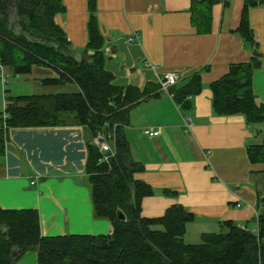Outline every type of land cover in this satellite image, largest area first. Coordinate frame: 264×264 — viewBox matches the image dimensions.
<instances>
[{
    "label": "crops",
    "instance_id": "obj_1",
    "mask_svg": "<svg viewBox=\"0 0 264 264\" xmlns=\"http://www.w3.org/2000/svg\"><path fill=\"white\" fill-rule=\"evenodd\" d=\"M193 1L63 0L66 11L56 15V21L79 55L88 43L93 16L113 84L148 91V97L130 108L124 127L130 156L145 168L136 177L154 191L143 199L142 215L160 217L179 204L194 215L185 236L197 238L200 233L201 240L203 233L218 232L221 222L228 220L258 229L264 163H252L248 147L262 141L264 123L249 124L242 114H216L212 102L211 83L231 64L252 56L238 31L247 0H219L207 33L193 23ZM249 21L262 56L253 86L264 104V4L250 7ZM3 67L9 77V69ZM167 71L178 74L169 91L161 86ZM196 72L202 91L184 109L175 92ZM42 78L35 77L39 85ZM7 91L2 85L0 112L5 110ZM185 116L192 121L186 132ZM148 127L158 135L146 134ZM87 140L80 125L10 128L0 156V206L36 209L43 236L111 234L112 223L94 215L85 171ZM18 253L15 250V256ZM15 264H38L37 252L29 250Z\"/></svg>",
    "mask_w": 264,
    "mask_h": 264
},
{
    "label": "trees",
    "instance_id": "obj_2",
    "mask_svg": "<svg viewBox=\"0 0 264 264\" xmlns=\"http://www.w3.org/2000/svg\"><path fill=\"white\" fill-rule=\"evenodd\" d=\"M218 1H193L192 20L200 32L211 30L212 9ZM259 4L264 0L246 1L238 27L252 56L247 62L231 64L210 85L214 112L242 114L249 124L264 123V104L253 86L262 56L249 21L250 7ZM65 11L63 0H0V64L11 67L15 75L30 74L38 66L51 69L56 77L42 78V86L66 82L76 87L73 92L6 96L5 110L0 113V156L10 128L83 126L88 135L85 171L94 215L108 219L113 232L43 236L36 209L0 206V264H15L29 250L37 252L38 264H264V193L258 198L257 230L223 221L218 232L203 233L199 243L185 242L187 224L194 215L179 204L160 217L142 215V201L154 191L136 177L145 168L130 156L124 127L130 108L148 97V91L113 84V75L105 70L103 36L93 16L84 51L79 55L72 51L66 32L56 21V15ZM201 91V75L196 72L174 92L188 109L190 99ZM106 124V129L117 124L115 155L109 164H99L92 139ZM248 156L252 163H264V137L248 147ZM170 193L174 192L166 190ZM118 210L126 220L118 219Z\"/></svg>",
    "mask_w": 264,
    "mask_h": 264
},
{
    "label": "rangeland",
    "instance_id": "obj_3",
    "mask_svg": "<svg viewBox=\"0 0 264 264\" xmlns=\"http://www.w3.org/2000/svg\"><path fill=\"white\" fill-rule=\"evenodd\" d=\"M11 22L15 23L17 19L15 15H11ZM20 28L19 26L16 27V31ZM74 49V48H73ZM9 69V82L3 86L8 90L7 97L10 96H19V95H33L37 93H56V92H73L76 90V87L70 83H63L61 85H54V86H42L41 84L37 83L35 77L42 76L45 77H56V74L51 69H47L44 67H35L32 73L27 75H19L16 76L12 72H10L11 67H6V71ZM45 69L46 71H43ZM12 70V69H11ZM40 91V92H39ZM3 100V92H2V83L0 81V102ZM1 113V112H0ZM91 139V135H89ZM195 232H199V230H194ZM197 238H189L184 235V240L187 243H199L200 240V233H197ZM200 240V241H199Z\"/></svg>",
    "mask_w": 264,
    "mask_h": 264
},
{
    "label": "built area",
    "instance_id": "obj_4",
    "mask_svg": "<svg viewBox=\"0 0 264 264\" xmlns=\"http://www.w3.org/2000/svg\"><path fill=\"white\" fill-rule=\"evenodd\" d=\"M8 75L5 73L4 67L0 64V80L2 85L8 83ZM178 82V74L176 71H167L164 78L161 81V86L169 91V89L176 85ZM172 96V94H170ZM112 125V128L106 129L108 124L103 129L99 130L93 137L92 143L97 147L99 152V164H109L111 159L115 155V137H116V126ZM192 128V121L190 117L185 116L183 122L184 131H190ZM144 132L149 135H158V131L152 127L144 129Z\"/></svg>",
    "mask_w": 264,
    "mask_h": 264
},
{
    "label": "water",
    "instance_id": "obj_5",
    "mask_svg": "<svg viewBox=\"0 0 264 264\" xmlns=\"http://www.w3.org/2000/svg\"><path fill=\"white\" fill-rule=\"evenodd\" d=\"M117 217H118L119 220H126V215L121 210L117 211Z\"/></svg>",
    "mask_w": 264,
    "mask_h": 264
}]
</instances>
